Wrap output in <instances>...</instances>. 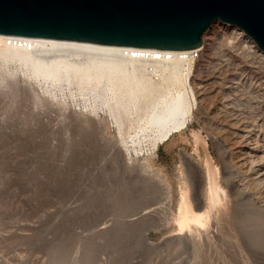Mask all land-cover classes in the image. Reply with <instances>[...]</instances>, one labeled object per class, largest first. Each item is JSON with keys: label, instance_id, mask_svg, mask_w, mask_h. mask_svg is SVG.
<instances>
[{"label": "rangeland", "instance_id": "1", "mask_svg": "<svg viewBox=\"0 0 264 264\" xmlns=\"http://www.w3.org/2000/svg\"><path fill=\"white\" fill-rule=\"evenodd\" d=\"M204 37L203 66L188 76L207 83L204 94L184 135L151 154H126L104 116L80 115L68 93L50 98L20 65L0 67V264H236L220 240L196 258L174 234L179 189L197 203L205 155L221 187L219 237L236 239L247 264H264V184L233 163L227 136L242 121L264 143V57L219 22Z\"/></svg>", "mask_w": 264, "mask_h": 264}, {"label": "bare ground", "instance_id": "2", "mask_svg": "<svg viewBox=\"0 0 264 264\" xmlns=\"http://www.w3.org/2000/svg\"><path fill=\"white\" fill-rule=\"evenodd\" d=\"M234 34L238 38L236 40H243L253 55L259 56L253 50L254 45L242 35V32L234 31ZM204 39L205 37L203 44H205ZM186 51L188 50L137 49L87 41L0 34V67L3 68L8 64H17V67L20 65L29 74L22 73L25 75L24 78L32 77L38 80L42 87L46 86L50 98L63 99L62 97L68 93L74 100L72 102L78 107L75 108L79 110L80 115L104 116L111 125L109 128L114 129L118 135L116 146L126 154L144 149L149 153L154 152L175 136L181 137L183 129L188 127L194 116L198 98L204 94L207 83L202 84L199 81L195 84L189 81L191 64L181 58ZM8 70L5 73L11 75L9 74L11 70L9 72ZM2 80L0 75V82ZM34 82L36 83L35 80ZM224 89L231 91L235 86L230 81ZM58 93L62 97H59ZM48 94L45 97H49ZM199 101L201 102V99ZM72 102L70 105L73 104ZM231 128L232 131L227 130V136L229 135L231 144L237 148L233 163L247 173L254 171L247 180L252 182V185L264 184L263 140L260 141L242 121L238 124L233 122ZM192 139L195 145L203 143L197 131L192 130ZM203 167L206 170L205 181L197 203L191 201L185 188L179 189L174 216L176 231L174 234L183 238L185 245L192 249L196 258L200 246L203 244L209 248L213 247L215 246L213 239H215L222 241L227 253L234 257L236 264H247L240 243L224 234L221 238L218 232L219 218L212 216L214 215L212 209L223 205H220L222 201L218 200L221 187L217 180V169L212 165L208 155H205ZM220 208L224 209L222 206Z\"/></svg>", "mask_w": 264, "mask_h": 264}, {"label": "water", "instance_id": "3", "mask_svg": "<svg viewBox=\"0 0 264 264\" xmlns=\"http://www.w3.org/2000/svg\"><path fill=\"white\" fill-rule=\"evenodd\" d=\"M220 22L264 52V0H0V34L192 50Z\"/></svg>", "mask_w": 264, "mask_h": 264}, {"label": "built area", "instance_id": "4", "mask_svg": "<svg viewBox=\"0 0 264 264\" xmlns=\"http://www.w3.org/2000/svg\"><path fill=\"white\" fill-rule=\"evenodd\" d=\"M220 23V22H219ZM225 25V24H222ZM228 26V25H227ZM209 30V29H208ZM207 30V31H208ZM232 31H239L242 32V35L247 38L252 45H254L253 50L258 54L261 55L262 57H264V52L258 48V46L255 44V42L248 36L246 35L242 30H239L237 27H232L231 28ZM206 31V32H207ZM205 32V33H206ZM205 33L203 35V37L205 36ZM203 37H202V43L201 46H199L198 48L192 49V50H188L185 53L182 54V59H184L185 61L189 62L192 66V64L195 63V67L196 69L202 68L203 66V60L205 58V52H204V44H203Z\"/></svg>", "mask_w": 264, "mask_h": 264}]
</instances>
